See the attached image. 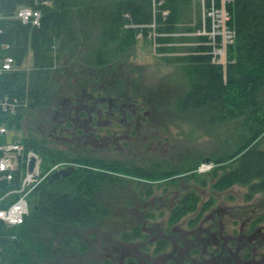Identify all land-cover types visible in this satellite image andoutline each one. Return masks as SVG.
<instances>
[{"label": "trees", "instance_id": "1", "mask_svg": "<svg viewBox=\"0 0 264 264\" xmlns=\"http://www.w3.org/2000/svg\"><path fill=\"white\" fill-rule=\"evenodd\" d=\"M34 1L0 0V58H14L13 68L0 72V100L8 107L18 103L16 113L0 111V123L21 129L25 118H36L41 109L51 106L58 79L62 80L66 73L76 76L78 83L73 88L86 95V79L102 80L106 76L109 80L118 58L136 45L139 36L151 35L158 43L157 51L178 66L186 84L174 101V109L191 113L208 124L236 123L233 127L240 129L239 140L231 143L228 138L227 148L216 157L217 166L201 174L194 166L169 169L163 161L139 165L133 160L92 153L82 157L74 154L73 158L68 150L28 127L22 139L26 154H39L46 167L63 160L80 161L82 165L58 179L47 175L31 193L34 209L24 223L1 226L0 264L47 262L55 251L53 233L58 236L57 253L69 249L87 251L85 242L71 232L103 226L112 218V201L106 196L111 187L135 191L140 201L158 191L176 192L168 230L193 212L197 214L190 226L196 227L200 217L216 205L213 195L203 201L196 185L210 186L214 192L247 186V201L264 195V148L260 138L264 134V0L228 3L236 36L227 49V64L212 60L213 47L207 35H179L197 33L204 27L201 5L195 0H42L46 2L37 5ZM26 4L41 9L40 25L25 23L16 16L18 8ZM210 25L208 20V30ZM184 40H194L195 44L177 45ZM30 51L33 67L27 69L23 64ZM109 84L121 86L123 77ZM4 140L7 138L0 137V142ZM167 178L171 179L160 181ZM18 185L19 172L10 183L0 181L3 192ZM184 185L187 190L182 188ZM263 222L264 212L252 220L250 229ZM115 234L124 242L147 243L150 238L143 222ZM166 241L161 239L155 252L164 251ZM240 251L245 262L253 259L264 264V259L258 260L260 249ZM128 264L138 262L129 258Z\"/></svg>", "mask_w": 264, "mask_h": 264}, {"label": "rangeland", "instance_id": "2", "mask_svg": "<svg viewBox=\"0 0 264 264\" xmlns=\"http://www.w3.org/2000/svg\"><path fill=\"white\" fill-rule=\"evenodd\" d=\"M210 2L212 0H195L201 5L204 27L197 33L184 32L179 35H207L208 43L213 47L212 60L216 51L222 63L227 64V49L234 42H227V38L222 46L219 45V38L214 42L217 34L222 33V29L215 25L224 21L219 15L214 20L217 12L209 11V14L207 9ZM208 20L211 22L209 30ZM153 37L139 36L133 48L121 53L123 56L118 58L115 72L109 80L106 76L102 80L86 79V95H82V90L73 88L78 83L76 76L66 73L62 80L58 79L57 95L51 106L41 109L36 118H25L21 129H10L0 123V128H6L5 132H0V137L7 138V141L0 142V147L16 143L23 146L22 139L30 127L58 147L68 150L73 158L74 154H81L82 157V154L92 153L104 158L133 160L139 165L163 161L169 169L194 166L201 174L210 172L217 166L216 157L227 148L226 140L229 138L231 143L239 140L240 129L233 127L236 123L208 124L191 113L174 109V101L185 90L186 84L178 66L157 51L158 43ZM193 44L194 40L177 43L181 46ZM3 59L0 58V72ZM121 60L125 63H121ZM23 66L27 69L33 67L32 51ZM119 76L123 77V85L109 84ZM63 86L69 87L68 90H64ZM13 108V111L5 110L0 105L3 112L16 113L18 107ZM260 138L264 148V134ZM30 152L26 154L23 146V151L17 157L16 150L0 148V162L19 161L13 166L9 163V171L0 170V181L10 183L12 180L5 179L7 175L12 172L15 179V174L19 172V185L5 191L21 188V192L12 193L9 200L14 202L21 196L26 197L31 213L34 209L31 193L43 175L38 174L31 183L24 184L31 170ZM35 154L41 160L43 174L53 175L62 169L82 165L80 161L63 160L46 167L42 157ZM126 178L132 179L129 175ZM170 179L160 181L165 183ZM1 188L0 196L5 192ZM182 188L187 190L185 185ZM195 188L203 196V201L213 195L217 200L216 205L200 217L196 227L190 226V220L197 214L193 212L168 230L167 220L176 192L158 191L148 200L140 201L135 191L130 193L128 188L119 191L111 187L106 196L112 201V218L103 226L71 232L76 239L85 242L87 251L78 252L68 248L69 251L57 253L58 236L53 233V256L39 264H128L129 258L138 264H257V260H243L240 250L245 249H260L262 253L258 255V260L264 259V222L250 229L252 220L264 212V195L258 194L247 201V186H235L224 192H214L210 186L202 188L196 185ZM147 212L154 214L147 215ZM138 222L144 223L145 232L150 235L147 243L140 240L124 242L116 236L118 230ZM2 225L14 226L3 220L0 228ZM161 239L167 240L168 246L158 253L155 249Z\"/></svg>", "mask_w": 264, "mask_h": 264}, {"label": "built area", "instance_id": "3", "mask_svg": "<svg viewBox=\"0 0 264 264\" xmlns=\"http://www.w3.org/2000/svg\"><path fill=\"white\" fill-rule=\"evenodd\" d=\"M38 2H34L35 5L39 4V2L41 0H35ZM234 0H212V2H210V4L208 5V9L207 11H211V13H215L214 14V20H215V16L219 15L223 17V21L220 24L215 25L216 27L222 29V33L221 34H217V37L214 38V42H217V39L219 38L218 42L219 45L222 46V44L224 43V39L226 40L229 39L230 43H233L235 41V30L233 29L232 25L230 24L231 20H232V15L230 13V11L228 10V3L233 2ZM224 2V3H223ZM218 4H220V6H218ZM223 4V5H222ZM223 6V7H222ZM221 8H223L221 10ZM211 13L209 12V14L211 15ZM17 17L20 18L23 22L25 23H32L34 25H40L41 23V18H42V11L37 9L35 6H33V4H27V5H23L17 12ZM215 33V32H214ZM215 56H214V62H219L222 63V61L220 60L219 56L217 55V52L215 51ZM14 65V58L10 55H7L4 57L3 59V63H2V70H9L12 69ZM0 105L1 107H3L5 110H15L13 107L18 106L17 102H13L10 104V106L8 107L6 103L2 102V100H0ZM6 128L3 126L0 128V132H5ZM0 148L2 149H6V150H16V154L17 157L20 156L21 152L23 151V146L20 143H16L13 145H8V146H1ZM25 155V154H24ZM31 155L32 158H35V166L33 168H30L31 170L28 173V178H26V180L24 181L25 183H31L34 180V177L36 175H40L42 174L43 176L41 177L40 181H42L48 174H43L42 171V167L41 165V160L40 158L38 159L37 155L35 154V152H30L29 156ZM19 162V161H18ZM18 162L12 160L9 161L10 165L13 166L14 163ZM31 163V159L29 161ZM9 163L6 161H1L0 162V170L1 171H7L8 167H9ZM31 167V164H30ZM9 171V170H8ZM11 171V169H10ZM51 173V172H50ZM5 179L8 180H13L14 179V175L11 173H9L7 175V177ZM39 181V183H40ZM21 188L20 189H16L15 191H5L4 193H2V196H0V206L4 205V207H0V222L5 221L7 224H21L25 221L26 217L29 215L30 213V208H29V200L24 197L21 196L19 198H17L16 201L14 202H10V196L12 193L14 192H21ZM1 195V194H0Z\"/></svg>", "mask_w": 264, "mask_h": 264}, {"label": "water", "instance_id": "4", "mask_svg": "<svg viewBox=\"0 0 264 264\" xmlns=\"http://www.w3.org/2000/svg\"><path fill=\"white\" fill-rule=\"evenodd\" d=\"M31 168L34 167L35 164V158H32L31 160ZM76 168H68V169H62L60 171H57L56 173L53 174V178L58 179L61 176H68L69 174H71Z\"/></svg>", "mask_w": 264, "mask_h": 264}, {"label": "bare ground", "instance_id": "5", "mask_svg": "<svg viewBox=\"0 0 264 264\" xmlns=\"http://www.w3.org/2000/svg\"><path fill=\"white\" fill-rule=\"evenodd\" d=\"M34 166H35V164H34Z\"/></svg>", "mask_w": 264, "mask_h": 264}]
</instances>
